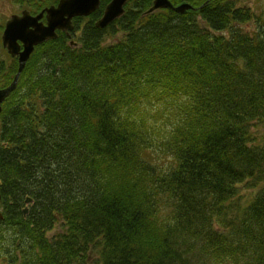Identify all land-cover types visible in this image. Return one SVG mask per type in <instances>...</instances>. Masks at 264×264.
<instances>
[{
	"label": "trees",
	"instance_id": "obj_1",
	"mask_svg": "<svg viewBox=\"0 0 264 264\" xmlns=\"http://www.w3.org/2000/svg\"><path fill=\"white\" fill-rule=\"evenodd\" d=\"M107 1L38 45L2 106L10 263L264 264V16L223 0L145 15L153 0H130L100 29ZM2 30L0 89L18 68Z\"/></svg>",
	"mask_w": 264,
	"mask_h": 264
},
{
	"label": "water",
	"instance_id": "obj_2",
	"mask_svg": "<svg viewBox=\"0 0 264 264\" xmlns=\"http://www.w3.org/2000/svg\"><path fill=\"white\" fill-rule=\"evenodd\" d=\"M128 0H111L103 9L102 16L96 22V27L105 28L125 12ZM101 0H59L57 5L44 8L37 15H31L24 10L21 15H12L5 23L1 36L2 46L13 58L18 59L19 68L13 82L0 89V113L2 104L17 86V80L33 53L36 46L57 38V31L73 30V19L88 17L100 8ZM173 9L177 13H185L193 9L188 3L173 7L169 0H153L147 10L151 14L160 9ZM1 198V197H0ZM30 199H27L29 203ZM3 215L0 212V222Z\"/></svg>",
	"mask_w": 264,
	"mask_h": 264
},
{
	"label": "rangeland",
	"instance_id": "obj_3",
	"mask_svg": "<svg viewBox=\"0 0 264 264\" xmlns=\"http://www.w3.org/2000/svg\"><path fill=\"white\" fill-rule=\"evenodd\" d=\"M32 1L34 2L36 0H0V24H2V26L4 27L6 21L12 15L20 14L21 11L24 9L31 10L32 7L34 6V3H32ZM225 1H227L225 3H231L235 7V9L240 8L245 12L247 10V12L250 15L252 14L251 15L252 17L264 16V0H225ZM34 7H36V6H34ZM156 11H159V10H156ZM144 14L145 15L147 14L146 11L144 12ZM242 14H243V12H242ZM255 21H256V19L247 20L245 22L241 21V22H238L235 26L237 28H240L242 31L251 32L254 29V27L256 26ZM80 30L81 29H79L77 32H75V39H76V37H78L80 35V32H81ZM2 32H3V30H2ZM57 34H58V31H57ZM109 42H110V39H109ZM10 57L12 58V56H10ZM15 60L17 61V65L19 66L18 59L16 58ZM24 69H25V66H24L23 70ZM23 70H22V72H23ZM13 80H12V82H13ZM18 83H19V80H17V84ZM16 88H17V86L12 91V93L16 90ZM8 97H7V99H8ZM263 133H264V124H258V126L256 128V135L261 136ZM239 189L242 190L241 194H240V195H242V197H247L251 193V189L245 188L244 186L239 187ZM241 201H243V198ZM28 207H29V205H25V208H28ZM61 230H62L61 227L59 225H57L52 231L49 232L48 237H52L56 233L61 232ZM0 264H4L3 261Z\"/></svg>",
	"mask_w": 264,
	"mask_h": 264
},
{
	"label": "bare ground",
	"instance_id": "obj_4",
	"mask_svg": "<svg viewBox=\"0 0 264 264\" xmlns=\"http://www.w3.org/2000/svg\"><path fill=\"white\" fill-rule=\"evenodd\" d=\"M98 28V27H97ZM106 28V27H105ZM101 29V28H100ZM50 69H52V74L54 75V76H56L57 75V73H58V67H57V65L56 64H53L52 66H48ZM57 69H56V68ZM46 71H47V69H45Z\"/></svg>",
	"mask_w": 264,
	"mask_h": 264
},
{
	"label": "flooded vegetation",
	"instance_id": "obj_5",
	"mask_svg": "<svg viewBox=\"0 0 264 264\" xmlns=\"http://www.w3.org/2000/svg\"><path fill=\"white\" fill-rule=\"evenodd\" d=\"M110 0H108L107 2H109ZM170 2H171V0H169ZM225 0H223V2H224ZM171 4H172V2H171ZM173 5V4H172ZM173 7H176V6H174L173 5ZM186 13V12H185ZM185 13H183V14H185ZM178 14H181V13H178ZM183 14H181V15H183ZM34 15V14H33ZM71 34V33H70ZM70 34H67V37L68 38H70ZM0 254H1V249H0ZM2 260V259H1ZM4 260V259H3ZM5 261V263L4 264H7L8 262L6 261V260H4Z\"/></svg>",
	"mask_w": 264,
	"mask_h": 264
}]
</instances>
